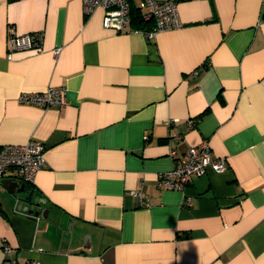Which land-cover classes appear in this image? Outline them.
Wrapping results in <instances>:
<instances>
[{
	"label": "crops",
	"instance_id": "0c3cea01",
	"mask_svg": "<svg viewBox=\"0 0 264 264\" xmlns=\"http://www.w3.org/2000/svg\"><path fill=\"white\" fill-rule=\"evenodd\" d=\"M177 9L182 26L149 39L82 0H0V147L46 156L32 183H0V264H264V0ZM11 29L41 47L10 54ZM48 88L66 105L18 99ZM205 140L227 169L159 187Z\"/></svg>",
	"mask_w": 264,
	"mask_h": 264
},
{
	"label": "built area",
	"instance_id": "2783aa9c",
	"mask_svg": "<svg viewBox=\"0 0 264 264\" xmlns=\"http://www.w3.org/2000/svg\"><path fill=\"white\" fill-rule=\"evenodd\" d=\"M183 0H82L85 14H92L97 8L104 10L103 25L107 29L121 33L126 30L141 31L149 39H153L159 32L180 28L182 23L178 15V4ZM135 3L142 10H148L144 18L151 22L148 30H139L132 26V4ZM42 32L18 34L11 29L8 36V49L10 54L16 50L39 49L43 43ZM60 50H56L58 54ZM11 56V55H9ZM65 90L48 88L44 92L19 95V100L24 103L40 105L43 107H61L66 105ZM171 156L177 158V152L171 151ZM173 169L159 174L158 186L164 189L185 191L190 181L195 176L206 174L209 170L222 173L227 167L224 158H215L208 141H203L199 146L189 147L181 157L176 159ZM45 146L41 141L31 140L26 144H6L0 147V183L10 172L21 178L24 182L32 183L37 172L45 165ZM131 194L145 202L141 190H134ZM187 197V201H190ZM5 252L9 254L11 247L4 245ZM3 264H13L7 258ZM28 264H40L29 261Z\"/></svg>",
	"mask_w": 264,
	"mask_h": 264
},
{
	"label": "trees",
	"instance_id": "16d2710c",
	"mask_svg": "<svg viewBox=\"0 0 264 264\" xmlns=\"http://www.w3.org/2000/svg\"><path fill=\"white\" fill-rule=\"evenodd\" d=\"M143 10L135 3L132 4L131 16L132 26L139 30H148L151 27V22L146 21L144 18Z\"/></svg>",
	"mask_w": 264,
	"mask_h": 264
},
{
	"label": "water",
	"instance_id": "95a60500",
	"mask_svg": "<svg viewBox=\"0 0 264 264\" xmlns=\"http://www.w3.org/2000/svg\"><path fill=\"white\" fill-rule=\"evenodd\" d=\"M3 179L1 180V183H3ZM30 213H34L35 215H37V216H39V215H41L42 217H43V219H44V221H46L47 220V217H48V210H43V211H34V210H30Z\"/></svg>",
	"mask_w": 264,
	"mask_h": 264
},
{
	"label": "rangeland",
	"instance_id": "374dc122",
	"mask_svg": "<svg viewBox=\"0 0 264 264\" xmlns=\"http://www.w3.org/2000/svg\"><path fill=\"white\" fill-rule=\"evenodd\" d=\"M141 3V0H137V4L139 5Z\"/></svg>",
	"mask_w": 264,
	"mask_h": 264
}]
</instances>
